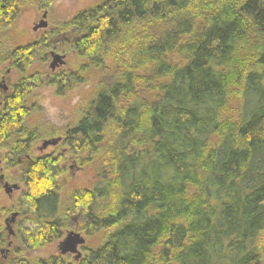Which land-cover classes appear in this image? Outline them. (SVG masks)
<instances>
[{
    "label": "trees",
    "instance_id": "trees-1",
    "mask_svg": "<svg viewBox=\"0 0 264 264\" xmlns=\"http://www.w3.org/2000/svg\"><path fill=\"white\" fill-rule=\"evenodd\" d=\"M33 1L0 0V31ZM60 34L82 63L52 78L57 93L109 75L59 129L66 152L32 155L49 133L29 123L42 79L27 70ZM7 62L23 77L1 98L0 161L23 183L14 209L25 244L5 264H260L264 0H100L37 41L0 47ZM70 156L95 165L91 186L65 187ZM71 214L98 243L78 262L32 256L63 237Z\"/></svg>",
    "mask_w": 264,
    "mask_h": 264
},
{
    "label": "rangeland",
    "instance_id": "rangeland-1",
    "mask_svg": "<svg viewBox=\"0 0 264 264\" xmlns=\"http://www.w3.org/2000/svg\"><path fill=\"white\" fill-rule=\"evenodd\" d=\"M98 1L100 0H56L49 8H40L38 0L27 3L21 7L20 12L12 25L9 28L0 31V47L3 48L4 46L15 47L26 45L38 39L41 33L47 32L56 23L69 18L76 11L87 8ZM45 11V18H42ZM43 19L47 23L46 27L33 29V26L37 24L39 20L41 21ZM53 38L58 41L57 43L59 44V48L50 49L47 52L46 61L41 62L40 59L36 60L30 68L29 73L32 71H42L45 73L47 71L49 73L48 67L54 60L50 51L65 56L63 58V64H56V70L61 69L66 72H71L76 70L82 63V59H80L74 52L64 49L63 41H66V39H64L66 38L64 35L60 34L59 36H55ZM10 66V63L7 62L4 66L0 67V69H2L0 78L3 73L6 75L5 71ZM9 72L7 80H15L19 75L12 67L9 68ZM108 75V70H106V68H103V74L101 76H98L95 71H92L88 75L86 74V81L83 80L84 82L78 83L65 90L64 93H57V86L49 84L50 79L45 78L43 84L35 89L34 93L27 99L28 104L34 105L36 108L29 118V123L34 127L50 129L46 131L49 135H46L42 139L51 137L56 138L60 136L59 129H61L64 125L72 124L77 121L89 101L94 96L97 88L100 86L102 81L101 79H107ZM1 84L2 82L0 80V91L3 92ZM39 145L40 141L38 140L32 147V155L40 153L37 149ZM58 147L59 150L64 149L65 152L67 150L62 143ZM53 151L54 154H57L56 149ZM49 152H52V148L50 147L43 153L45 154ZM62 164H64L66 168V175H64L62 179V181L66 183V188L88 187L91 186L97 179V171L96 167H94L95 165L87 163L82 164L75 156L67 157ZM4 173L5 172L0 161V177L2 178V184H0V230L4 233L3 236H5L7 241H13L16 239L15 234H17L16 225L18 219L16 223H11L7 220L15 210L14 206L18 201L20 193L17 191H13L11 193L5 192L4 182L6 183L7 181L10 184L17 182L22 186V188L23 183L16 179L5 177ZM16 173L17 170L14 171L15 175ZM81 234L86 239L85 247H93L98 243V239L95 240V238H89L82 231ZM58 241L59 240H56L45 247L35 249L31 252V255L36 257L56 255L58 253ZM18 246L19 244H12L11 247L7 244L0 246V263L5 264L7 262V258L11 256L13 250ZM260 264H264V254L260 260Z\"/></svg>",
    "mask_w": 264,
    "mask_h": 264
},
{
    "label": "flooded vegetation",
    "instance_id": "flooded-vegetation-1",
    "mask_svg": "<svg viewBox=\"0 0 264 264\" xmlns=\"http://www.w3.org/2000/svg\"><path fill=\"white\" fill-rule=\"evenodd\" d=\"M39 23H40V20H39V22L37 23V24H35L34 26H33V29H37V28H39L38 27V25H39ZM46 27V26H45ZM50 30H51V28H50ZM50 30H48V31H50ZM46 33V32H45ZM43 34L44 33H41V35L38 37V39H36V40H34V41H37V40H39L40 39V37L41 36H43ZM51 52L52 51H50V54H51ZM64 56V55H63ZM65 57V56H64ZM14 68L15 69V72L16 73H18L19 75L17 76V78L15 79V80H7L8 79V73H10L9 72V68ZM32 67V65L28 68V70H27V73H28V75H34L35 77H37L38 79H42V83L41 84H43V82H44V79L46 78V79H50V81H49V84H53V83H51L52 82V78L53 77H56V76H58L59 74H61V73H63L65 70H61V69H59V70H56V68H57V65H54V66H52L51 64L49 65V73L46 71V73L45 72H42V71H32L31 73H29L30 71V68ZM5 73H6V75H4V73L1 75V78H0V80H1V82H2V84H1V88H2V90H3V92L2 91H0V104H1V98H2V96L3 95H7V94H10V93H12L13 92V90H14V87L15 86H17V84H18V82H19V80L23 77L22 76V74H21V72H19L18 71V69L16 68V66H10V67H8L7 68V70L5 71ZM39 80V81H40ZM7 81H9V82H7ZM55 85V84H54ZM59 85H61V83H59L58 82V85L56 84L55 86H57V90L59 89ZM41 86V85H40ZM39 86V87H40ZM38 88V87H37ZM36 88V89H37ZM56 90V91H57ZM2 92V93H1ZM42 131L44 130V131H48V130H50V129H41ZM58 137H61V136H58ZM51 138H55V137H51ZM51 138H47V139H51ZM44 140H46V139H39V141H40V145L38 146V151L40 152L39 154H37V155H49V154H52V155H57V154H54L53 152V150H55L56 149V151L57 150H59V147L58 146H60V144H61V142H62V137H61V140L57 143V144H55V145H47L46 147H43V145H42V143H43V141ZM52 148V152H49V153H43L47 148ZM58 148V149H57ZM33 151V150H32ZM59 151H61V152H63L64 151V149L62 150H59ZM62 166H64V164H62ZM7 182V181H6ZM5 183V182H4ZM9 185H13V184H15V185H17V187H15V188H13V187H11V189H9V191L7 192V191H5V192H7V193H11V192H13V191H17V192H19L20 193V195H21V193L23 192V190H24V187L22 188V186L19 184V183H17V182H15V183H9V182H7ZM0 184H2V178L0 177ZM17 219H18V221H17ZM80 219H81V216H80V214H71V215H69L68 216V226H70V227H68L67 229H65V233H64V235H63V237L66 235V233L67 232H70V231H73V232H75V233H79L81 236H83L82 234H81V231L79 230V224H80ZM7 221H9V222H13V223H16V221H17V225H16V230H17V234H15V237H16V239H14L13 241L11 240V241H7L6 239H5V236H3V232H1V230H0V232L2 233V240H1V244H7L8 246H12V244H25V242H23V241H21V239H19V228H20V223H21V212L19 211V210H14L13 212H12V214H11V216L9 217V219L7 220ZM7 224V223H6ZM83 232V231H82ZM63 237L61 238V239H59V241H58V243L63 239ZM84 237V236H83ZM84 239H85V237H84ZM57 243V244H58ZM85 243H86V239H85V242H84V245H82V246H79L78 247V251H79V255H77V254H73V253H66V254H61L60 252H59V250H58V248H57V254H56V256H60L61 258H62V260L63 259H66L67 260V262H69V263H71V262H78V261H80L82 258H83V256H84V254H85V250H84V247H85ZM82 250H83V252H82ZM84 253V254H83Z\"/></svg>",
    "mask_w": 264,
    "mask_h": 264
},
{
    "label": "water",
    "instance_id": "water-1",
    "mask_svg": "<svg viewBox=\"0 0 264 264\" xmlns=\"http://www.w3.org/2000/svg\"><path fill=\"white\" fill-rule=\"evenodd\" d=\"M46 11L43 13L42 18H45ZM47 25L46 21L43 19L40 21L38 27H45ZM51 55L53 56V62L52 66L58 64H63V55H59L55 52H51ZM61 140V137L46 139L43 141L42 145L43 147H46L47 145H55ZM11 187L15 188L17 185H9L7 182L4 183V189L5 191H9ZM85 239L83 236H81L79 233H75L73 231L67 232L66 235L63 237V239L58 243L57 248L61 254L66 253H73L79 255L78 247L84 245Z\"/></svg>",
    "mask_w": 264,
    "mask_h": 264
}]
</instances>
